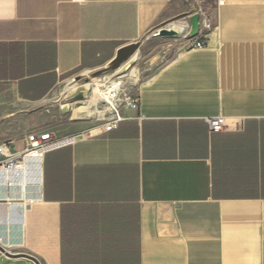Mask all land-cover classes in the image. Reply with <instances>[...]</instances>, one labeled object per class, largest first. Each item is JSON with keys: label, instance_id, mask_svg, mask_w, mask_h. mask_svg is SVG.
Wrapping results in <instances>:
<instances>
[{"label": "crops", "instance_id": "crops-1", "mask_svg": "<svg viewBox=\"0 0 264 264\" xmlns=\"http://www.w3.org/2000/svg\"><path fill=\"white\" fill-rule=\"evenodd\" d=\"M195 13L212 22L206 46L126 86L139 106L116 129L58 134L66 143L42 158L21 253L40 264H264V0H0V143L17 152L61 82L111 67L150 33L200 40Z\"/></svg>", "mask_w": 264, "mask_h": 264}, {"label": "rangeland", "instance_id": "rangeland-1", "mask_svg": "<svg viewBox=\"0 0 264 264\" xmlns=\"http://www.w3.org/2000/svg\"><path fill=\"white\" fill-rule=\"evenodd\" d=\"M188 42V41H187ZM186 39L177 37L174 39H157L152 33L140 40L136 45L137 49L133 53H126L122 58L111 65L112 67L104 74L109 77L111 74L119 73L124 76L126 86L134 87L144 81L161 65L170 60L174 55L183 49H187ZM135 58V59H134ZM90 74H82L71 77L61 82L53 95L39 106L38 115L35 121L37 127L25 132L21 138V145L17 151L24 149L28 142L27 136L37 139L38 136L47 131H56L58 134H82L90 135L99 131L100 123L96 119L97 114L92 117L82 115L76 118L74 109L87 106L91 102V93H87L86 98L80 97L86 93L87 84L92 82ZM88 99V100H87ZM62 104L70 105L69 111L64 114ZM25 250L15 249L11 253H21ZM0 258H8L0 253Z\"/></svg>", "mask_w": 264, "mask_h": 264}, {"label": "built area", "instance_id": "built-area-1", "mask_svg": "<svg viewBox=\"0 0 264 264\" xmlns=\"http://www.w3.org/2000/svg\"><path fill=\"white\" fill-rule=\"evenodd\" d=\"M212 29V22L209 16H203L199 20L198 35L200 40L189 39L187 42V49L203 48L206 46V38ZM112 67V66H111ZM111 67L102 71L88 72L84 74H90L92 82L87 84L85 90L81 93H86L80 97L86 98L87 93H91V101L94 97L95 90H99L100 96L95 105L90 102V109L96 110L97 120L100 123L99 130L103 132H109L116 129L118 124L124 119L122 110L129 108L136 110L139 106V99L126 92V84L124 78L126 76L114 73L109 77L100 75L104 74ZM88 106V105H87ZM83 107H86L83 105ZM209 126L212 130L221 129L224 125V119L217 117L208 120ZM27 146L17 152H13L9 146V142L0 143V167H4L8 163L18 164L24 160V157H28V160L37 159L41 161L43 156L58 147L65 145L66 141L59 138L58 132L47 131L38 136L37 139H33L31 136H27Z\"/></svg>", "mask_w": 264, "mask_h": 264}, {"label": "bare ground", "instance_id": "bare-ground-1", "mask_svg": "<svg viewBox=\"0 0 264 264\" xmlns=\"http://www.w3.org/2000/svg\"><path fill=\"white\" fill-rule=\"evenodd\" d=\"M128 49L131 54L137 49V45L132 44ZM99 96V90H95L91 101L93 105L96 104ZM90 108V105L75 108L76 118L84 114L88 117L95 115L96 110ZM67 110L68 107L64 106L63 112ZM40 171V161L28 160V157H24V160L18 164L8 163L0 167V245L7 252L23 246V213L27 203L31 202V193L36 192L40 186Z\"/></svg>", "mask_w": 264, "mask_h": 264}, {"label": "water", "instance_id": "water-1", "mask_svg": "<svg viewBox=\"0 0 264 264\" xmlns=\"http://www.w3.org/2000/svg\"><path fill=\"white\" fill-rule=\"evenodd\" d=\"M198 30H199V15L197 13H195L190 18V33H189L190 37L191 38L196 37L198 35ZM128 51H129L128 49H125L124 51L121 52L119 57L122 58L126 53H128ZM0 253H2L4 256H6L8 258H24V259H27V260L33 262L34 264H40L38 259H36L32 255H29L26 253L7 252L1 245H0Z\"/></svg>", "mask_w": 264, "mask_h": 264}]
</instances>
